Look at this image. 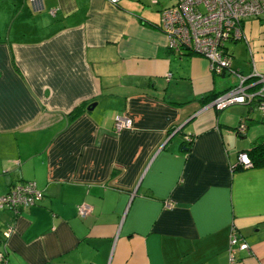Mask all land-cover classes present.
<instances>
[{
	"label": "crops",
	"instance_id": "crops-1",
	"mask_svg": "<svg viewBox=\"0 0 264 264\" xmlns=\"http://www.w3.org/2000/svg\"><path fill=\"white\" fill-rule=\"evenodd\" d=\"M156 11L0 0V196L25 181L43 192L16 216L0 208L6 264H264V160L233 169L264 116L204 104L236 76L170 50ZM240 40L248 73L231 69L264 73V18L244 19L232 57ZM116 116L131 126L116 132ZM233 230L249 248L232 257Z\"/></svg>",
	"mask_w": 264,
	"mask_h": 264
},
{
	"label": "built area",
	"instance_id": "built-area-1",
	"mask_svg": "<svg viewBox=\"0 0 264 264\" xmlns=\"http://www.w3.org/2000/svg\"><path fill=\"white\" fill-rule=\"evenodd\" d=\"M117 4L122 0H106ZM156 3L157 0H152ZM54 12V11H52ZM264 16V0H177L171 7L160 11V28L167 37L168 48L175 52H194L205 57L212 72L219 73L229 70L236 76L238 83L229 90L219 94L209 106L222 110L231 104L249 103L264 113V73L256 75L259 88L249 89L254 85L248 79L230 67L231 54L225 43L242 37L245 18H260ZM131 120L125 116H116L114 130L116 132L129 128ZM243 124L240 125L242 130ZM252 161L247 152L238 154L235 168H248ZM43 198V192L33 181H25L13 185L10 190L0 196V208L10 210L14 216L23 208L38 203ZM91 210L88 204H80L78 213L85 216ZM11 229L0 239V264H6V238ZM230 254L233 257L235 249L248 250V245L236 230L231 233Z\"/></svg>",
	"mask_w": 264,
	"mask_h": 264
},
{
	"label": "rangeland",
	"instance_id": "rangeland-1",
	"mask_svg": "<svg viewBox=\"0 0 264 264\" xmlns=\"http://www.w3.org/2000/svg\"><path fill=\"white\" fill-rule=\"evenodd\" d=\"M144 1L147 7H151V9H153L155 12H157L156 10H162L165 7H171L177 2V0H157L159 1L158 3H154L151 0H144ZM262 17L264 18V16ZM228 46L230 47V49L233 50V57L231 56V60H230L233 65L232 66L233 69L243 70L246 75L248 73V52L246 49V42L244 40H240L236 43L229 42ZM227 77L229 78L230 81H235V77L229 71ZM235 106L237 105L232 104L227 106V108H225V112H229V109ZM250 115L251 117L257 119L258 121H261L264 116L263 112L258 110L252 111ZM262 123L263 122H261L260 124L252 123V125L249 126V131L251 132L255 128H258V126L264 125Z\"/></svg>",
	"mask_w": 264,
	"mask_h": 264
},
{
	"label": "trees",
	"instance_id": "trees-1",
	"mask_svg": "<svg viewBox=\"0 0 264 264\" xmlns=\"http://www.w3.org/2000/svg\"><path fill=\"white\" fill-rule=\"evenodd\" d=\"M232 41H236V40L233 39ZM189 53L192 54L194 52H189ZM224 71L225 70H222L221 72L216 73V74L223 75L225 73ZM218 95H219L218 93H209V94L203 96V98H201V100H202V102L204 104H207V103L212 102ZM241 124H243L242 130L240 129V125ZM241 124L239 126H237L238 132H241V131L243 132L246 129V127H247L246 124H244V123H241ZM243 151L247 152L248 155L250 156L251 161H252V166L260 165L263 162V160H264V137H259L258 139H256L252 143L250 148L245 149Z\"/></svg>",
	"mask_w": 264,
	"mask_h": 264
},
{
	"label": "water",
	"instance_id": "water-1",
	"mask_svg": "<svg viewBox=\"0 0 264 264\" xmlns=\"http://www.w3.org/2000/svg\"><path fill=\"white\" fill-rule=\"evenodd\" d=\"M256 77V75L255 74H250L249 76H247L246 78L248 79V80H250V79H253V78H255Z\"/></svg>",
	"mask_w": 264,
	"mask_h": 264
}]
</instances>
